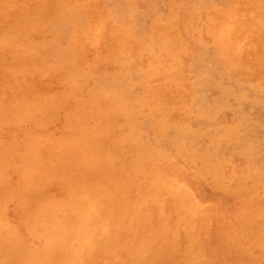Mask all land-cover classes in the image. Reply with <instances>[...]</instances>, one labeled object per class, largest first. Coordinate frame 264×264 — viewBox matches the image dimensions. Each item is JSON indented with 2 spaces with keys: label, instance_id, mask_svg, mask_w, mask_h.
<instances>
[{
  "label": "rangeland",
  "instance_id": "obj_1",
  "mask_svg": "<svg viewBox=\"0 0 264 264\" xmlns=\"http://www.w3.org/2000/svg\"><path fill=\"white\" fill-rule=\"evenodd\" d=\"M53 1L54 0H51V2L50 0H0V31L4 33L2 34L0 32V44L2 43L1 45L3 47L6 44L4 48L0 46V97L2 96L0 100L3 101L2 104H0V146L4 148L6 147L5 149H1L0 147V182H3L2 184L0 183V253H2V256H0V264H4V261L5 264H62L64 262L66 264H106L109 260L110 261L107 264H127L129 261L130 262L128 264H179V262L180 264H263L264 90L262 91V89L264 88V15L262 14H264V0H251L248 2L247 0H101L102 2L100 0H96L98 4L95 0V3H93V0ZM63 1L65 4H57V2L63 3ZM242 1L244 2L241 3ZM20 3H22L23 6ZM46 3L48 4L46 5ZM68 4H71V6H68ZM48 5L50 6L48 7ZM56 5H58V10ZM250 5H255L256 7L254 6L251 8ZM59 6H61V11L63 10V13L65 12L66 17L62 12H60L62 16L58 12L60 9ZM97 6H100V8H97ZM56 10L59 13V16L58 13L54 12ZM10 13L12 16H10ZM7 17L8 19H6ZM49 17H52V20ZM59 17L62 18L60 19ZM1 21L6 24H3V22L1 23ZM25 21L27 23H24ZM46 21L48 22L46 23ZM15 23L17 24L15 25ZM23 23L25 28L22 25ZM34 23H37L36 25L40 24L39 28L38 26H34ZM63 23H65V25ZM84 25L86 27H84ZM80 26H83L86 30H84L83 27L79 28ZM64 27H67V29ZM14 28L15 30H13ZM125 28L126 31H124ZM207 28L212 30L209 31ZM29 29L30 33L35 32L36 36L34 33H26ZM38 29L39 31H37ZM120 29L123 31L120 32ZM53 31L55 33L52 35L51 33ZM76 32L79 33L78 35L80 36L77 37L80 39L76 37ZM128 32L131 33L129 34ZM83 33H86L87 36ZM70 34L71 37H69ZM153 34H155L157 39L153 36ZM21 35L24 38H22ZM42 35L47 36L44 37L45 42ZM167 35L172 37L169 38ZM174 35L175 37H173ZM13 37H17L16 39L18 40L16 41L15 39L14 41ZM185 37H187L188 40ZM27 38L28 41L26 40ZM31 38H34L35 42L34 39L32 40ZM37 38H39V40ZM48 38L49 40L46 42ZM73 38L75 42H72L74 41ZM82 38L85 39L83 40ZM78 39L82 41H79L80 43H78ZM92 39L95 41L92 42ZM20 40L23 41L21 42ZM143 41H145V43ZM19 42L21 44H18ZM26 42H28L29 45H27ZM40 42L41 45L45 43L49 44H45V47L40 44H38L40 45L38 46L37 43ZM85 42H87V44ZM55 43H57V45H55ZM84 43L88 47H86ZM139 43L143 46H139ZM180 43L184 44L180 45ZM25 44L28 47H26ZM81 44L82 47L83 45L85 46L83 47L84 50L80 47ZM159 46H161L162 49ZM54 47L55 49L53 50L52 48ZM58 47H60V52L57 50ZM72 47H75V49ZM43 48L46 51H43ZM202 48L204 49V52ZM177 49H179V51ZM183 49L184 53L182 54ZM38 50L43 51L44 54ZM52 50L56 52V55L54 52H51ZM73 50H76L75 53ZM77 51L79 53H77ZM83 51L87 52H84V56L82 55ZM201 52H203V54H201ZM22 53L24 55L21 56ZM48 54L51 55L50 58L47 57L49 56ZM61 55L62 57H60ZM86 55L89 56L87 57ZM41 56H43V58ZM77 56L79 59L76 58ZM205 56L208 58L207 60ZM74 58L76 59L74 60ZM84 60H87V62ZM223 60L226 61L223 62ZM231 60L233 62H230ZM123 61L127 62V64L123 63ZM24 62L27 63L25 64ZM55 62L56 65L58 63L61 65L58 64L56 66L54 64ZM81 62L84 63L81 64ZM106 62L109 63V65H107ZM105 63L108 68L104 67L106 66ZM232 63L234 66L231 65ZM24 64L29 65L24 66ZM99 64H101L102 67ZM31 65L33 66L31 67ZM34 66L36 68H34ZM63 66L65 67L63 68ZM131 66L134 67L131 68ZM18 68L19 72H17ZM21 68L23 69V73H21ZM65 68L67 70H65ZM34 69L37 72H35ZM77 69L80 70L77 71ZM8 70H13L12 74L15 75V73H19V75L16 74L17 76L15 77L10 74L11 72L8 73ZM64 70L67 72L66 74ZM131 70L134 71L132 72ZM178 70L180 71L178 72ZM102 72L105 74L103 75ZM230 72H235L236 74H234L236 76ZM30 73L31 75H29ZM242 73L244 75H242ZM4 74L7 77H5ZM172 75H174V77H172ZM26 76L29 79H27ZM24 77L28 80L27 82ZM39 77L42 78L40 79ZM9 78L12 82H10ZM20 78L24 80H21L20 82ZM73 78L75 79L73 80ZM36 80L39 82L36 83ZM166 80H169L170 83ZM261 83L263 84L262 86ZM32 84H35L33 86L34 88L32 87ZM237 84L240 86H236ZM36 85L40 86L37 87ZM152 85L154 86L153 89L151 87ZM155 85L157 86L155 87ZM174 85L175 88H173ZM4 88L6 89L4 90ZM168 88L170 92L168 91ZM236 88H238V91ZM253 88L254 90H252ZM12 89L15 92H12ZM39 89L42 91L40 92ZM5 91L7 93L10 92L11 94L8 93L7 95ZM24 91L26 93H24ZM4 93H6V96ZM20 93L21 95L24 93V96L22 97ZM28 93L30 95H26ZM78 93H80L81 96H79ZM100 93L101 95H99ZM159 93L163 94L162 96L164 100L163 98H160L162 96H160L161 94ZM12 94H14L15 98ZM172 94H174L173 97ZM74 95L76 97H74ZM168 95L172 99H170ZM7 96H10V101L14 102H9V99H6ZM90 96L92 100H90ZM95 96L98 98L95 99ZM108 96H110L109 99ZM176 97H178L177 100L175 99ZM168 100L171 102H168ZM15 101L17 102L16 105ZM188 101H190V103H188ZM5 102H7V104ZM101 103L103 104L101 105ZM119 103L120 105H118ZM169 103L173 104L169 105ZM179 103L180 105H178ZM175 104L178 106H175ZM182 104H186L187 106H183ZM189 104L190 107L188 108ZM9 105H11V107ZM74 105L77 106L75 107ZM165 105L167 106L165 107ZM107 106L112 107L109 108ZM163 107L164 109H168L164 110L162 109ZM19 109L21 110L19 111ZM171 109L173 110L171 111ZM176 109H181L182 112L184 110L183 114L181 111L179 112ZM102 113H104L103 117ZM167 114H169L168 119ZM180 116H182L183 119ZM86 118L90 119L88 120ZM173 119L174 121H172ZM176 120L177 122H175ZM112 121L115 122V125ZM149 121L151 122L149 123ZM176 124H181L183 126L179 127ZM89 125L92 128L89 129ZM112 125L114 127H112ZM164 126H166L167 129H164ZM171 127L173 130H170ZM77 128H80L79 131ZM113 128L115 129L113 130ZM102 129H104L103 132H101ZM113 133L114 136H112ZM75 134L78 136L73 137ZM118 135L120 137L122 135V139ZM130 135L132 136L130 137ZM129 139H131V141ZM138 140H140V142H138ZM38 142L41 144H38ZM8 145L9 147H7ZM27 145L29 148L25 149L28 147ZM138 145L140 146L139 148L137 147ZM127 148L130 150H127ZM135 148H137L138 151ZM36 151L38 153H35ZM127 151L131 153V157ZM134 152L137 156H135ZM31 153L36 157L34 158ZM37 157H39V159H37ZM146 157H148V159ZM161 157H163V159ZM17 158H19L21 162L18 161L19 159ZM140 158L145 159L141 160ZM123 159H127L130 164L126 163ZM157 159L159 160V163ZM144 160L146 161L144 162ZM163 160H166L167 162ZM169 160L172 161L169 162ZM22 161H25L24 165H22ZM131 161L136 165H131ZM155 161H157L158 165L152 164ZM138 163L139 167L137 168ZM173 164L176 167H173ZM38 165L39 167H37ZM162 165L165 167L168 165V168H163ZM47 166H49V168H47ZM187 166H189V168ZM19 167L21 168L19 169ZM16 168L19 172H17L18 170ZM149 171L155 173V175L148 173ZM165 171H169V175H167ZM173 173H175V175ZM234 173L236 174L235 176L233 175ZM150 174L151 176H148ZM158 174L160 176H158ZM35 176L40 177L38 179V177L36 178ZM150 177H152V180ZM163 177L164 179H162ZM51 178L53 181H50ZM159 178L160 182L158 180ZM11 181H14V183ZM38 181L42 183L39 185ZM18 182L21 183L19 184ZM137 182L139 183L137 184ZM147 182L150 183L148 184ZM4 183H6L7 186L11 183L9 186L11 188L7 187ZM30 183L33 184L31 185ZM49 183L50 185H48ZM16 184V188L13 187ZM26 185L29 186V188H32L28 191ZM47 185L52 187H47ZM56 185L57 187H54ZM163 185H165V187ZM42 187L44 188L43 191L40 190ZM5 188H7V190L9 189V192ZM165 188H168L169 190H166ZM15 190L17 191L15 192ZM157 190L159 191L157 192ZM22 191L24 192L23 195L20 194ZM165 191H167V194L163 193L165 194L164 196L161 193ZM54 192L56 195H54ZM56 192H60L59 195ZM45 193L48 195L47 198ZM50 193H52V195ZM154 193H156L157 196ZM174 193H176V196H173L175 195ZM9 194H14L15 196H12L14 198H12ZM143 194H145V196L140 197ZM177 194L179 198H177ZM43 196H45L44 200L42 199ZM54 196H56V200L54 199ZM2 197L6 200L4 198L2 199ZM9 198H12V201ZM32 198H34V200ZM243 198L244 200H242ZM142 199H144L145 203L140 204L143 202ZM249 199L251 201H248ZM41 200L43 201L41 202ZM145 200H149V204L146 203L147 201ZM157 200L158 202H156ZM160 201L163 202L161 203ZM159 202L162 204L163 208L161 206L158 207L160 205ZM168 202L171 205L169 207L167 206ZM1 203L5 204L4 207ZM174 203H177L178 205H174ZM15 204L16 207L14 206ZM29 204L33 206H30ZM138 204L139 206H137ZM154 205L156 207H153ZM25 206H27V208H25ZM130 206H132V208ZM42 207L43 209H40ZM120 207L124 210V216L122 214V208ZM54 208H56V210ZM154 208H156V210ZM169 208H171V210L175 208L177 209L176 212H173L170 211ZM182 208L185 209L182 210ZM2 209H4L3 213L1 211ZM63 209L64 212H62ZM188 209L191 213H186ZM48 210H50V212ZM152 210H154V213ZM258 210H260L261 213L258 212ZM65 211H68L67 215L69 214V217H67ZM125 211L127 213H125ZM11 212L12 214L15 212V215H12ZM129 212H132L133 214H130ZM19 213H21L22 216H20ZM57 213L60 216H57ZM64 213L65 215H63ZM258 213L262 216L258 215ZM116 214L119 215L118 218V215ZM23 215H25V217ZM40 215H43L42 219L39 218L41 217ZM180 215H182V218ZM169 216L172 217L169 218ZM176 216L178 219L175 218ZM19 217L27 219L19 220L21 219ZM74 217H76V220ZM166 217L168 220H164ZM179 217L181 219L184 217V219L180 220ZM35 218L37 219L35 220ZM28 219L30 221L27 222ZM120 219L121 221L119 222ZM137 219L139 220L137 221ZM33 220H35V222ZM18 221L21 223H19L20 226L18 225ZM24 221L26 222L24 223ZM157 221H161L163 223H158ZM177 221L179 224H177ZM187 222L190 223V225H187ZM157 223L159 226H157ZM116 224H119L120 226ZM163 224L164 226H162ZM155 225L156 227H154ZM165 225L166 227L173 226L169 228L171 231L168 228H165ZM176 225L178 226L177 228H175ZM18 226L20 228L25 226V230L24 228L20 229ZM35 226H37V228H35ZM183 226L185 229L187 228V230L183 229ZM29 227H31L32 230L28 232L27 230L31 229ZM63 227H65L66 231ZM127 227L128 230H126ZM85 228L86 230H84ZM32 231L35 233L33 236L31 233ZM138 232L141 234H138ZM146 232L147 236H140L142 234L146 235ZM184 232L187 234H184ZM28 233H30V235H28ZM132 233L133 237L131 236ZM163 234L167 236L164 237ZM68 235H70V237H68ZM24 236L27 237L24 238ZM67 237L70 241H68ZM71 237L72 239H70ZM140 237H144L146 240L143 241L144 239L142 238L143 240H141ZM162 237H164V239ZM4 238L9 239L4 240ZM158 239L160 243L158 242ZM185 239H187L188 242H192L189 244L195 248L192 249ZM195 239H197V241ZM205 239L207 240L205 241ZM32 240L33 242H31ZM248 240H250V242H248ZM39 241L40 243H38ZM25 242H27V244ZM137 242H139V245ZM178 242H180V244ZM12 243H14L15 246ZM201 243H207L209 245ZM258 243L260 247L258 246ZM18 244L19 247H16ZM20 244H24L23 247ZM66 244L68 247H66ZM156 244L158 245L156 246ZM177 244H179V246ZM182 244L184 245L182 246ZM75 245L78 248H76ZM162 245L163 247H166V250L162 247ZM252 245H255L256 248ZM59 246L61 247L59 248ZM216 246H218L219 249H216ZM62 247L66 248L62 249ZM187 247L191 249L189 250ZM17 248H20L19 250H24H21L23 252V256L22 252L14 251L17 250ZM58 248L59 250H62H58L59 252H57ZM181 248H184L182 256ZM185 248L187 249L185 250ZM197 248H199L197 251L199 253L196 252ZM10 250L13 251V254ZM36 250L39 252H36ZM188 250L190 251L189 253ZM217 251H219V253ZM18 252L21 254V257ZM56 252L58 255L55 254ZM202 252H204V255ZM9 254H12V256ZM248 254H250V257ZM205 255L208 256L207 259ZM10 256L12 260L10 259ZM148 256H153L154 258ZM16 257L19 258L20 261L16 260ZM145 257L147 259H145ZM191 257L193 258L191 259ZM179 258H181V261ZM198 258L201 259L199 260ZM251 258H254V261ZM132 259L134 260L132 261ZM158 259H161L159 263ZM208 259L209 263H206ZM7 260L8 262H6ZM191 260L192 262H188ZM55 261L56 263H54Z\"/></svg>",
  "mask_w": 264,
  "mask_h": 264
},
{
  "label": "bare ground",
  "instance_id": "obj_2",
  "mask_svg": "<svg viewBox=\"0 0 264 264\" xmlns=\"http://www.w3.org/2000/svg\"><path fill=\"white\" fill-rule=\"evenodd\" d=\"M38 1H39V0H38ZM41 1H42V0H41ZM54 1H55V0H54ZM54 1H53V2H54ZM58 1H59V0H58ZM73 1H74V0H73ZM80 1H81V0H80ZM93 1H94V0H93ZM95 1H96V0H95ZM95 1H94L93 3H95ZM100 1H101V0H100ZM194 1H195V0H194ZM248 1H251V0H247V2H248ZM253 1H254V0H253ZM5 2H6V1H5ZM45 2H46V1H45ZM50 2H51V0H50ZM53 2H52V3H53ZM60 2H62V1H60ZM60 2H57V4H58V5H60V4H62V5L65 4L64 1H63V3H60ZM68 2H69V1H68ZM96 2H97V1H96ZM101 2H102V1H101ZM243 2H244V1H242L241 3H243ZM2 3H3V1H2ZM6 3H7V2H6ZM22 3H23V2H22ZM22 3H20V4H22ZM78 3H79V2H78ZM78 3H77V4H78ZM25 4H26V3H25ZM47 4H48V3H46V5H47ZM97 4H98V2H97ZM235 4H236V1H235ZM251 4H252V3H251ZM255 4H256V3H255ZM8 5H9V4H8ZM10 5H11V4H10ZM34 5H35V4H34ZM36 5H37V4H36ZM50 5H52V4H50ZM50 5H48V7H49ZM54 5H55V4H54ZM58 5H56L57 10H58V7H57ZM66 5H67V4H66ZM66 5H65V6H66ZM75 5H76V4H75ZM248 5H249V4H248ZM2 6H3V5H2ZM5 6H6V5H5ZM12 6H13V5H12ZM14 6H15V5H14ZM20 6H21V5H20ZM22 6H23V4H22ZM39 6H40V5H39ZM68 6H71V4H68ZM68 6H67V7H68ZM76 6H77V5H76ZM100 6H101V5H100ZM100 6H99V7L97 6V8H100ZM254 6H255V5H253V6L250 5L251 8L254 7ZM26 7H27V6H26ZM26 7H25V8H26ZM41 7H42V4H41ZM48 7H47V8H48ZM80 7H81V6H80ZM90 7H91V6H90ZM250 7H249V9H250ZM255 7H256V6H255ZM257 7H259V6H257ZM9 8H10V7H9ZM9 8H8V9H9ZM16 8H17V7H16ZM51 8H52V7H51ZM59 8H60V9H59L58 12H59V13H60V12L63 13V10L61 11V6H59ZM101 8H102V6H101ZM214 8H215V7H214ZM10 9H12V8H10ZM28 9H29V8H28ZM52 9H53V8H52ZM78 9H81V8H78ZM141 9H142V8H141ZM216 9H217V8H216ZM258 9H259V8H258ZM260 9H261V7H260ZM260 9H259V10H260ZM57 10L54 11V12L58 13ZM220 10H221V9H220ZM250 10H251V9H250ZM2 11H3V10H2ZM6 11H7V10H6ZM42 11H43V10H42ZM80 11H81V10H80ZM100 11H101V9H100ZM217 11H218V10H217ZM248 11H249V10H248ZM4 12H5V11H4ZM4 12H3V13H4ZM10 12H11V11H10ZM22 12H23V11H22ZM54 12H53V13H54ZM66 12H67V11H66ZM102 12H103V11H102ZM107 12H108V11H107ZM120 12H121V11H120ZM214 12H215V11H214ZM231 12H232V11H231ZM263 12H264V10H263ZM11 13H12V12H11ZM11 13H10V16H12ZM59 13H58V16H59ZM100 13H101V12H100ZM260 13H261V11H260ZM0 14H1V13H0ZM33 14H36V13H33ZM233 14H234V13H233ZM261 14H262V13H261ZM54 15H56V14H54ZM54 15H53V16H54ZM60 15H61V13H60ZM63 15L66 17L65 12L63 13ZM98 15H99V14H98ZM262 15H264V14H262ZM8 16H9V15H8ZM61 16H62V15H61ZM71 16H72V14H71ZM105 16H106V15H105ZM0 17H1V16H0ZM20 17H21V16H20ZM31 17H32V15H31ZM33 17H34V16H33ZM109 17H111V16H109ZM47 18H48V17H47ZM47 18H46V19H47ZM49 18H51V20H52V17H49ZM54 18H55V17H54ZM59 18H60V17H59ZM61 18H62V17H61ZM61 18H60V19H61ZM70 18H71V17H70ZM99 18H100V17H99ZM111 18H112V17H111ZM111 18H110V19H111ZM1 19H3V18H1ZM6 19H8V17H7ZM67 19H68V18H67ZM211 19H212V18H211ZM56 20H58V19H56ZM71 20H72V19H71ZM71 20H70V21H71ZM3 21H4V20H3ZM3 21H1V23H2ZM29 21H31V20H29ZM29 21H28V23H29ZM40 21H42V20H40ZM40 21H38V22H40ZM112 21H113V20H112ZM209 21H210V20H209ZM7 22H8V21H7ZM16 22H17V21H16ZM35 22H36V21H35ZM47 22H48V21H46V23H47ZM66 22H67V21H66ZM113 22H114V21H113ZM17 23H19V22H17ZM17 23H15V25H16ZM24 23H27V22L25 21ZM24 23L22 24L23 26H24ZM46 23H44V24H46ZM73 23H74V22H73ZM73 23H72V24H73ZM182 23H183V22H182ZM3 24H6V23L3 22ZM30 24H32V23H30ZM30 24H28V25H30ZM36 24H37V23H36ZM36 24L34 23L33 25H34V26H38V28H39V25H40V24H38V25H36ZM61 24H62V23H61ZM63 24L65 25V23H63ZM174 24H175V23H174ZM186 24H187V23H186ZM211 24H212V23H211ZM18 25H19V24H18ZM162 25H164V24H162ZM165 25H166V24H165ZM7 26H8V25H7ZM31 26H32V25H31ZM54 26H55V25H54ZM59 26H61V25H59ZM115 26H117V25H115ZM183 26H184V24H183ZM26 27H27V26H26ZM49 27H50V26H49ZM57 27H58V26H57ZM67 27H68V26H67ZM67 27H64V28L67 29ZM81 27H83V26H80L79 28H81ZM84 27H86V26L84 25ZM84 27H83V28H84ZM92 27H93V26H92ZM117 27H120V26H117ZM209 27H210V26H209ZM212 27H213V25H212ZM19 28H20V27H19ZM24 28H25V26H24ZM36 28H37V27H36ZM79 28H78V29H79ZM83 28H82V30H83ZM159 28H160V27H159ZM5 29H6V28H5ZM22 29H23V27H22ZM31 29H32V28H31ZM33 29H34V27H33ZM52 29H53V28H52ZM58 29H59V28H58ZM107 29H108V28H107ZM121 29H122V28H121ZM121 29L119 30L120 32L123 31V30L121 31ZM160 29H161V28H160ZM160 29H159V30H160ZM207 29L209 30V28H207ZM13 30H15V28H14ZM64 30H65V29H64ZM76 30H77V29H76ZM84 30H86V28H84ZM189 30H190V29H189ZM211 30H212V29H211ZM211 30H209V31H211ZM19 31H20V30H19ZM34 31H35V30H34ZM37 31H39V29H38ZM43 31H44V30H43ZM87 31H88V29H87ZM107 31H108V30H107ZM124 31H126V28H125ZM128 31H129V30H128ZM155 31H156V30H155ZM164 31H165V30H164ZM171 31H172V30H171ZM0 32H1V31H0ZM7 32H8V31H7ZM10 32H11V31H10ZM15 32H16V31H15ZM17 32H18V31H17ZM27 32L30 33V29H29V31H26V33H27ZM57 32H58V30H57ZM57 32H56V33H57ZM74 32H75V31H74ZM169 32H170V31H169ZM173 32H174V31H173ZM1 33H2V32H1ZM32 33H34V35H35V32H32ZM32 33H30V34H32ZM53 33H55V32L53 31L51 34L53 35ZM76 33H77V32H76ZM115 33H116V32H115ZM128 33H129V32H128ZM130 33H131V32H130ZM130 33H129V34H130ZM2 34H4V33H2ZM10 34H11V33H10ZM46 34H47V33H46ZM78 34H79V33L76 34V37H77V36H80V35H78ZM83 34H84V33H83ZM121 34H122V33H121ZM125 34H127V33H125ZM174 34H175V33H174ZM185 34H186V33H185ZM212 34H213V33H212ZM217 34H218V33H217ZM22 35H23V34H22ZM22 35H21V36H22ZM28 35H29V34H28ZM37 35H38V34H37ZM47 35H48V34H47ZM73 35H74V34H73ZM84 35H86V33H85ZM117 35H118V34H117ZM123 35H124V34H123ZM158 35H159V34H158ZM8 36H9V35H8ZM30 36H31V35H30ZM35 36H36V35H35ZM49 36H50V35H49ZM81 36H82V35H81ZM86 36H87V35H86ZM91 36H92V34H91ZM129 36H130V35H129ZM153 36L157 39V37L155 36V34H153ZM162 36H163V35H162ZM167 36H168V35H167ZM167 36H166V37H167ZM184 36H185V35H184ZM213 36H214V35H213ZM0 37H1V36H0ZM3 37H4V35H3ZM10 37H11V36H10ZM39 37H41V36H39ZM42 37H43V40H44V42H45L44 37H47V36L42 35ZM42 37H41V38H42ZM69 37H71V34H70ZM69 37H68V38H69ZM83 37H85V36H83ZM88 37H89V35H88ZM106 37H107V36H106ZM119 37H120V36H119ZM132 37H133V36H132ZM154 37H153V38H154ZM160 37H161V36H160ZM168 37H169V36H168ZM171 37H172V36H171ZM171 37H169V38H171ZM173 37H175V35H174ZM195 37H196V36H195ZM4 38H5V37H4ZM13 38H14V37H13ZM16 38H17V37L14 38V41H15ZM18 38H20V37H18ZM22 38H24V37L22 36ZM35 38H36V37H35ZM77 38H79V37H77ZM85 38H86V37H85ZM85 38H84V39H85ZM133 38H134V37H133ZM161 38H162V37H161ZM180 38H181V37H180ZM185 38L187 39V37H185ZM7 39H9V38H7ZM20 39H21V38H20ZM31 39L33 40L34 38H31ZM37 39L39 40V38H37ZM75 39H76V38H75ZM79 39H80V38H79ZM79 39L77 40L78 43H80L79 41H82V40H79ZM82 39H83V38H82ZM84 39H83V40H84ZM86 39H87V38H86ZM136 39H139V38H136ZM146 39H147V38H146ZM164 39H165V38H164ZM175 39H176V38H175ZM196 39H197V38H196ZM200 39H201V38H200ZM11 40H12V39H11ZM17 40H18V39H16V41H17ZM23 40H25V39H23ZM23 40H22V41H23ZM26 40L28 41V38H27ZM32 40H31V42H32ZM40 40H41V39H40ZM48 40H49V38L47 39L46 42H48ZM73 40H74V38H73ZM92 40H93V41H92ZM92 40H91L92 42L95 41L94 39H92ZM140 40H141V39H140ZM143 40H144V39H143ZM166 40H167V39H166ZM169 40H170V39H169ZM169 40H168V41H169ZM182 40H183V39H182ZM187 40H188V39H187ZM201 40H202V39H201ZM201 40H199V41H201ZM210 40H211V38H210ZM216 40H217V39H216ZM20 41H21V40H20ZM22 41H21V42H22ZM56 41H57V39H56ZM59 41H60V40H59ZM61 41H62V40H61ZM145 41H146V40H145ZM145 41H143V42L145 43ZM153 41H154V40H153ZM172 41H173V40H172ZM214 41H215V40H214ZM7 42H8V41H7ZM24 42H25V41H24ZM34 42H35V39H34ZM44 42H43V43H44ZM50 42H51V40H50ZM54 42H55V41H54ZM72 42H75V40L72 41ZM72 42H71V43H72ZM92 42H91V43H92ZM136 42H137V41H136ZM141 42H142V40H141ZM146 42H147V41H146ZM148 42H149V40H148ZM154 42H155V41H154ZM158 42H160V41H158ZM169 42H171V41H169ZM205 42H206V41H205ZM220 42H222V41H220ZM220 42H219V43H220ZM26 43H27V45H29L28 42H26ZM52 43H53V42H52ZM81 43H82V42H81ZM85 43L87 44V42H85ZM85 43H84V45H85ZM137 43H138V42H137ZM149 43H150V42H149ZM160 43H161V42H160ZM164 43H165V42H164ZM164 43H163V45H164ZM166 43H167V42H166ZM173 43H174V42H173ZM178 43H179V42H178ZM222 43H223V42H222ZM226 43H227V42H226ZM226 43H225V44H226ZM1 44H2V43H1ZM1 44H0V46H2ZM7 44H9V43H7ZM18 44H21V43L19 42ZM18 44H15V45H18ZM35 44H36V43H35ZM38 44L41 45V42H40V43H37V45H38ZM45 44H46V43H45ZM45 44H42L41 46L44 45V47H45ZM48 44H49V43H47L46 45H48ZM75 44H76V43H75ZM150 44H151V43H150ZM175 44H177V43H175ZM181 44H184V43H180V45H181ZM216 44H217V42H216ZM25 45H26V44H25ZM27 45H26V47H28ZM40 45H38V46H40ZM50 45H51V44H50ZM55 45H57V43H55ZM55 45H54V46H55ZM59 45H60V43H59ZM59 45H58V46H59ZM77 45H78V44H77ZM84 45H83V47L86 46V45H85V46H84ZM110 45H111V44H110ZM137 45H138V44H137ZM152 45H153V44H152ZM170 45H171V44H170ZM208 45H209V43H208ZM5 46H6V44L4 45V47H5ZM68 46H69V45H68ZM139 46H141L140 43H139ZM142 46H143V45H142ZM142 46H141V47H142ZM175 46H176V45H175ZM2 47H3V46H2ZM4 47H3V48H4ZM46 47H47V46H46ZM51 47H52V46H51ZM56 47H57V46H56ZM76 47H77V46H76ZM80 47H82V44H81ZM83 47H82V48H83ZM86 47H88V46H86ZM107 47H108V46H107ZM107 47H106V48H107ZM111 47H112V46H111ZM136 47H137V46H136ZM159 47H161V46H159ZM179 47H180V46H179ZM211 47H212V46H211ZM223 47H224V46H223ZM3 48H2V49H3ZM39 48H40V47H39ZM41 48H42V47H41ZM62 48H63V46H62ZM67 48H68V47H67ZM72 48L75 49V47H72ZM82 48H81V49H82ZM89 48H91V47H89ZM205 48H206V47H205ZM0 49H1V48H0ZM37 49H38V48H37ZM43 49H44V48H43ZM43 49H42V50H43ZM52 49L54 50L55 47L52 48ZM59 49H60V47L57 48L58 52H60ZM78 49H79V46H78ZM81 49H80V50H81ZM86 49H88V48H86ZM91 49H92V48H91ZM91 49H90V52H91ZM135 49H136V48H135ZM161 49H162V47H161ZM179 49H180V48H179ZM179 49H177V50L179 51ZM186 49H187V46H186ZM202 49H203V48H202ZM221 49H222V48H221ZM3 50H4V49H3ZM3 50H2V52H3ZM53 50L51 51L52 53L54 52ZM67 50H68V49H67ZM83 50H84V48H83ZM172 50H173V49H172ZM188 50H190V49H188ZM195 50H196V49H195ZM199 50H201V49H199ZM205 50H206V49H205ZM213 50H214V49H213ZM38 51H40L41 53L44 54L43 51H46V50L44 49L43 51H41V50H38ZM61 51H62V50H61ZM73 51H74V50H73ZM73 51H72V52H73ZM75 51H76V50H75ZM75 51H74V53H75ZM78 51H79V50H78ZM78 51H77V53H79ZM135 51H136V50H135ZM141 51H142V50H141ZM145 51H146V50H145ZM181 51H182V50H181ZM207 51H208V50H207ZM207 51H205V52H207ZM58 52H57V55H58ZM66 52H68V51H66ZM66 52H65V53H66ZM70 52H71V50H70ZM84 52H86V51H83V54H82L83 56H84V54H85ZM87 52H88V50H87ZM87 52H86V53H87ZM111 52H112V51H111ZM168 52H169V51H168ZM187 52H188V51H187ZM203 52H204V49H203ZM203 52H201V54H203ZM225 52H226V51H225ZM229 52H231V51H229ZM25 53H27V52H25ZM28 53H30V52H28ZM48 53H49V51H48ZM52 53H51V55H52ZM61 53H62V52H61ZM63 53H64V52H63ZM178 53H179V52H178ZM183 53H184V49H183V51H182V54H183ZM188 53H189V52H188ZM188 53H187V54H188ZM54 54L56 55V52H54ZM71 54H72V53H71ZM165 54H166V53H165ZM194 54H195V52H194ZM227 54H228V53H227ZM22 55H24V54L22 53L21 56H22ZM40 55H41V54H40ZM48 55H49V54H48ZM51 55H49V56H47V57L50 58ZM59 55H60V53H59ZM76 55H77V54H76ZM78 55H79V54H78ZM89 55H90V54H89ZM89 55H88V56H89ZM94 55H95V54H94ZM120 55H121V54H120ZM141 55H142V53H141ZM143 55H144V54H143ZM161 55H163V54H161ZM185 55H186V54H185ZM36 56H38V55H36ZM80 56H81V55H80ZM86 56H87V55H86ZM86 56H85V57H86ZM88 56H87V57H88ZM135 56H136V54H135ZM166 56H167V55H166ZM192 56H193V55H192ZM199 56H200V55H199ZM199 56H198V57H199ZM211 56H212V55H211ZM227 56H228V55H227ZM231 56H233V55H231ZM17 57H20V56H17ZM41 57L43 58V56H41ZM41 57H40V59H41ZM53 57H54V56H53ZM56 57H57V56H56ZM58 57H59V56H58ZM60 57H62V55H61ZM74 57H75V56H74ZM81 57H82V56H81ZM131 57H132V56H131ZM142 57H143V56H142ZM179 57H180V56H179ZM201 57H202V56H201ZM203 57H204V56H203ZM205 57H206V56H205ZM233 57H234V56H233ZM30 58H31V57H30ZM33 58H34V57H33ZM76 58H78V56H77ZM76 58H74V60H75ZM120 58H121V57H120ZM140 58H141V56H140ZM147 58H148V57H147ZM58 59H59V58H58ZM78 59H79V58H78ZM88 59H89V58H88ZM118 59H119V58H118ZM143 59H144V58H143ZM148 59H149V58H148ZM207 59H208V58L206 57V60H207ZM30 60H31V59H30ZM30 60H29V61H30ZM42 60H43V59H42ZM45 60H46V58H45ZM45 60H44V61H45ZM48 60H49V59H48ZM74 60H73V61H74ZM93 60H94V59H93ZM154 60H155V59H154ZM232 60H233V59H232ZM232 60H231L230 62H233ZM40 61H41V60H40ZM56 61H57V60H56ZM61 61H62V60H61ZM61 61H60V62H61ZM77 61H78V60H77ZM84 61L87 62V60H84ZM182 61H183V60H182ZM224 61H226V60H223V62H224ZM238 61H239V60H238ZM41 62H43V61H41ZM51 62H52V61H51ZM53 62H54V60H53ZM108 62H110V61H108ZM117 62H118V60H117ZM144 62H145V60H144ZM164 62H165V61H164ZM180 62H181V61H180ZM208 62H209V61H208ZM208 62H207V63H208ZM235 62H236V61H235ZM24 63L26 64L27 62H24ZM32 63H33V62H32ZM46 63H47V62H46ZM46 63H45V64H46ZM69 63H70V62H69ZM83 63H84V62H83ZM83 63L81 62V64H83ZM95 63H96V62H95ZM98 63H99V62H98ZM98 63H97V64H98ZM106 63H107V62H106ZM106 63H105V65H106ZM118 63H119V62H118ZM120 63H122V62H120ZM123 63L127 64V62H124V61H123ZM158 63H159V62H158ZM165 63H166V62H165ZM186 63H187V62H186ZM237 63H238V62H237ZM25 64H24V66H28V65L31 64V63H29V64H27V65H25ZM38 64H39V63H38ZM45 64H44V65H45ZM54 64L56 65V62H55ZM58 64H59V63H58ZM58 64H57V65H58ZM81 64H80V65H81ZM125 64H124V65H125ZM130 64H131V63H130ZM133 64H134V63H133ZM176 64H177V62H176ZM229 64H230V63H229ZM239 64H240V63H239ZM44 65H43V66H44ZM48 65H49V64H48ZM57 65H56V66H57ZM59 65H61V64H59ZM62 65H63V64H62ZM70 65H71V64H70ZM78 65H79V64H78ZM85 65H86V64H85ZM90 65H91V64H90ZM90 65H89V66H90ZM99 65L101 66V64H99ZM102 65H103V63H102ZM107 65H109V63H107ZM107 65L104 66V67H107ZM114 65H115V64H114ZM114 65H113V66H114ZM124 65H123V66H124ZM144 65H145V63H144ZM154 65H155V64H154ZM167 65H168V64H167ZM167 65H166V66H167ZM231 65H233V63H232ZM235 65H236V63H235ZM263 65H264V64H263ZM13 66H14V65H13ZM16 66H18V65H16ZM32 66H33V65H31V67H32ZM46 66H47V64H46ZM140 66H141V65H140ZM172 66H173V65H172ZM233 66H234V65H233ZM233 66H232V67H233ZM238 66H239V65H238ZM258 66H259V65H258ZM258 66H257V67H258ZM47 67H48V66H47ZM64 67H65V66H63V68H64ZM80 67H82V66H80ZM80 67H79V68H80ZM87 67H88V66H87ZM87 67H86V68H87ZM96 67H97V65H96ZM101 67H102V66H101ZM109 67H110V66H109ZM114 67H116V66H114ZM118 67H119V66H118ZM118 67H117V68H118ZM128 67H129V66H128ZM128 67H127V68H128ZM132 67H134V66H131V68H132ZM10 68H11V67H10ZM34 68H36V67L34 66ZM88 68H89V67H88ZM90 68H91V67H90ZM107 68H108V67H107ZM122 68H123V67H122ZM143 68H144V67H143ZM157 68H158V67H157ZM203 68H204V67H203ZM241 68H242V66H241ZM15 69H16V67H15ZM15 69H14V70H15ZM27 69H28V68H27ZM31 69H32V68H31ZM37 69H38V68H37ZM47 69H48V68H47ZM91 69H92V68H91ZM93 69H94V68H93ZM96 69H97V68H96ZM104 69H106V68H104ZM104 69H102V70H104ZM139 69H140V68H139ZM180 69H181V68H180ZM234 69H235V67H234ZM4 70H5V69H4ZM21 70H22L21 73H23V69H22V68H21ZM21 70H20V71H21ZM44 70H45V69H44ZM44 70H43V71H44ZM62 70H63V69H62ZM65 70H67V69L65 68ZM65 70H64V71H65ZM79 70H80V69H79ZM79 70L77 69V71H79ZM81 70H82V68H81ZM87 70H88V69H87ZM94 70H95V69H94ZM116 70H117V69H116ZM116 70H115V71H116ZM188 70H189V69H188ZM192 70H193V69H192ZM230 70H231V69H230ZM230 70H228V71H230ZM5 71H6V70H5ZM8 71H9V70H8ZM8 71H7V72H8ZM12 71H13V70L9 71L8 73L11 72L10 74H12V73H13ZM30 71H31V70H30ZM34 71H35V69H34ZM48 71H49V70H48ZM68 71H69V69H68ZM77 71H76V72H77ZM92 71H93V70H92ZM115 71H113V72H115ZM129 71H130V70H129ZM131 71L133 72L134 70H131ZM179 71H180V70H178V72H179ZM181 71H182V70H181ZM231 71H232V70H231ZM17 72H19V68H18V71H17ZM24 72H25V71H24ZM35 72H37V71H35ZM69 72H70V71H69ZM74 72H75V71H74ZM110 72H112V71H110ZM159 72H160V70H159ZM202 72H203V71H202ZM3 73H4V72H3ZM66 73H67V72L65 71V74H66ZM174 73H175V72H174ZM174 73H173V74H174ZM230 73H232V72H230ZM234 73H235V72H234ZM234 73H232V74H234ZM16 74L19 75V73H15V75H14V74H12V75H14V76L16 77V76H17ZM26 74H28V73H26ZM34 74H35V73H34ZM102 74H103V72H102ZM102 74H101V75H102ZM104 74H105V73H104ZM104 74H103V75H104ZM115 74H116V73H115ZM177 74H178V73H177ZM235 74H236V73H235ZM235 74H234V75H235ZM29 75H31V73H30ZM35 75H36V74H35ZM71 75H72V74H71ZM75 75H76V74H75ZM166 75H168V74H166ZM166 75H165V76H166ZM190 75H191V74H190ZM242 75H244V74L242 73ZM4 76H5V74H4ZM27 76H28V75H27ZM27 76H26V77H27ZM76 76H78V75H76ZM86 76H87V73H86ZM105 76H106V75H105ZM119 76H120V75H119ZM127 76H128V75H127ZM134 76H135V75H134ZM157 76H158V75H157ZM162 76H164V75H162ZM178 76H179V75H178ZM180 76H181V75H180ZM235 76H236V75H235ZM235 76H234V77H235ZM238 76H240V75H238ZM1 77H2V76H1ZM5 77H7V76H5ZM9 77H10V76H9ZM11 77H13V76H11ZM15 77H13V78H15ZM18 77H19V76H18ZM42 77H43V76H42ZM42 77H39V78L41 79ZM71 77H72V76H71ZM108 77H109V76H108ZM166 77H167V76H166ZM172 77H174V75H172ZM211 77H212V76H211ZM21 78H22V77H21ZM21 78H20V82H21V80H24V79H21ZM24 78H25V77H24ZM34 78H35V77H34ZM75 78H76V77H75ZM75 78H73V80H74ZM176 78H177V77H176ZM241 78H243V77H241ZM9 79H10V78H9ZM9 79H8V81H9ZM27 79H29V78L27 77ZM27 79L25 78L26 82L28 81ZM36 79H37V78H36ZM48 79H49V78H48ZM71 79H72V78H71ZM233 79H234V78H233ZM236 79H237V78H236ZM238 79H239V77H238ZM18 80H19V79H18ZM30 80H31V79H30ZM30 80H29V81H30ZM44 80H46V79H44ZM67 80H69V79L67 78ZM98 80H99V79H98ZM163 80H164V79H163ZM186 80H188V79H186ZM241 80H242V79H241ZM243 80H245V79L243 78ZM255 80H256V79H255ZM260 80H261V79H260ZM262 80H263V79H262ZM0 81H1V80H0ZM8 81H6V82H8ZM32 81H35V80H32ZM36 81H37L36 83L39 82L38 80H36ZM87 81H88V80H87ZM87 81H86V82H87ZM99 81H100V80H99ZM158 81H159V80H158ZM166 81L169 82V80H166ZM182 81H183V80H182ZM223 81H224V80H223ZM10 82H12L11 79H10ZM41 82H42V80H41ZM69 82H70V80H69ZM148 82H149V81H148ZM176 82H178V81H176ZM198 82H199V81H198ZM257 82H258V81H257ZM259 82H260V81H259ZM13 83H14V82H13ZM28 83H29V82H28ZM71 83H72V82H71ZM98 83H99V82H98ZM155 83H156V81H155ZM169 83H170V82H169ZM169 83H168V84H169ZM172 83H173V82H172ZM209 83H210V82H209ZM229 83H230V82H229ZM24 84H25V83H24ZM29 84H30V83H29ZM41 84H42V83H41ZM73 84H74V83H73ZM157 84H158V83H157ZM159 84H160V83H159ZM173 84H174V83H173ZM230 84H231V83H230ZM251 84H253V83H251ZM34 85H35V84H34ZM34 85L32 84V87H33ZM69 85H70V84H69ZM161 85H162V84H161ZM164 85H165V84H164ZM189 85H191V84H189ZM262 85H263V84L261 83V86H262ZM7 86H8V85H7ZM29 86H30V85H29ZM36 86H37V85H36ZM39 86H40V85H38L37 87H39ZM77 86H78V85H77ZM93 86H94V85H93ZM95 86H96V85H95ZM156 86H157V85H155V87H156ZM159 86H160V85H159ZM167 86H168V85H167ZM233 86H235V85H233ZM236 86H240V85L237 84ZM14 87H15V84H14ZM43 87H44V86H43ZM43 87H41V88H43ZM53 87H54V86H53ZM146 87H147V86H146ZM151 87H152V89H153L154 86L152 85ZM189 87H190V86H189ZM7 88H8V87H7ZM22 88H23V87H22ZM33 88H34V87H33ZM41 88H40V89H41ZM173 88H175V85L173 86ZM181 88H183V87H181ZM210 88H211V87H210ZM5 89H6V88H4V90H5ZM8 89H9V88H8ZM16 89H18V88H16ZM27 89H28V88H27ZM40 89H39V90H40ZM86 89H87V88H86ZM88 89H89V86H88ZM144 89H145V88H144ZM152 89H150V90H152ZM160 89H161V88H160ZM160 89H158V90H160ZM166 89H167V88H166ZM190 89H191V88H190ZM236 89H237V91H238V88H236ZM9 90H10V89H9ZM20 90H21V89H20ZM35 90H37V89H35ZM39 90H38V91H39ZM91 90H92V89H91ZM97 90H98V89H97ZM97 90H96V91H97ZM150 90H149V91H150ZM156 90H157V89H156ZM156 90H155V91H156ZM240 90H241V89H240ZM252 90H254V88H253ZM263 90H264V88L262 89V91H263ZM6 91H7V90H6ZM6 91H5V92H6ZM41 91H42V90H40V92H41ZM45 91H46V90H45ZM164 91H166V90H164ZM164 91H163V92H164ZM168 91H169V88H168ZM186 91H188V90H186ZM255 91H256V90H255ZM12 92H15V91L12 89ZM88 92H89V91H88ZM94 92H95V91H94ZM100 92H101V91H100ZM107 92H108V91H107ZM151 92H152V91H151ZM169 92H170V91H169ZM169 92H168V93H169ZM183 92H184V91H183ZM6 93H7V92H6ZM6 93H4L5 96H6ZM8 93L11 94L10 92H8ZM8 93H7V95H8ZM24 93H26V92L24 91ZM24 93H23L22 95H21V93H20V95L23 97V96H24ZM45 93H46V92H45ZM85 93H86V92H85ZM144 93H145V92H144ZM156 93H158V92H156ZM165 93H166V92H165ZM165 93H164V94H165ZM14 94H15V93H14ZM14 94H12V96L15 98ZM147 94H148V93H147ZM147 94H146V95H147ZM159 94H161V93H159ZM181 94H182V93H181ZM257 94H259V93H257ZM26 95H30V94L28 93V94H26ZM34 95H35V93H34ZM78 95L81 96L80 93H78ZM90 95H91V94H90ZM99 95H101V93H100ZM99 95H98V96H99ZM103 95H104V94H103ZM143 95H144V94H143ZM162 95H163V94H161L160 96H162ZM173 95H174V94H172V97H173ZM191 95H192V94H191ZM35 96H36V95H35ZM65 96H66V95H65ZM96 96H97V95H96ZM96 96L94 97L95 99L98 98V97H96ZM153 96H154V95H153ZM261 96H263V95H261ZM1 97H2V96H1ZM1 97H0V98H1ZM3 97H4V96H3ZM7 97H8V98H7ZM7 97H6V99H9L10 96H7ZM22 97H21V98H22ZM74 97H76V96L74 95ZM99 97H100V96H99ZM109 97H110V96H108V99H109ZM168 97H169V95H168ZM179 97H180V96H179ZM24 98H25V97H24ZM24 98H23V99H24ZM86 98H87V97H86ZM92 98H93V96H92ZM160 98L162 99L163 96L160 97ZM169 98H170V97H169ZM177 98H178V97H176L175 99L177 100ZM16 99H17V98H16ZM102 99H103V97H102ZM157 99H158V97H157ZM157 99H156V100H157ZM170 99H172V98H170ZM180 99H181V98H180ZM90 100H92V99H91V96H90ZM93 100H94V99H93ZM136 100H137V99H136ZM136 100H135V101H136ZM163 100H164V98H163ZM0 101H1V100H0ZM6 101H7V100H6ZM16 101H17V100H16ZM16 101H15V105H16V103H17ZM94 101H95V100H94ZM154 101H155V100H154ZM165 101H166V100H165ZM169 101H170V100H168V102H169ZM190 101H191V100H190ZM190 101H188V103H190ZM2 102H3V101H1L0 104H2ZM9 102H11L10 99H9ZM12 102H14V101H12ZM12 102H11V103H12ZM152 102H153V101H152ZM170 102H171V101H170ZM5 103L7 104V102H5ZM18 103H19V101H18ZM83 103H84V102H83ZM87 103H88V102H87ZM103 103H104V102H103ZM103 103H101V105H102ZM175 103H176V102H175ZM180 103H181V102H180ZM180 103H179L178 105H180ZM193 103H194V102H193ZM104 104H105V103H104ZM116 104H117V103H116ZM165 104H166V103H165ZM171 104H173V103H169V105H171ZM110 105H111V104H110ZM118 105H120V103H119ZM156 105H157V104H156ZM158 105H160V104H158ZM163 105H164V104H163ZM163 105H162V106H163ZM167 105H168V103H167ZM167 105H165V107H166ZM178 105L175 104V106H178ZM182 105L185 106L186 104H185V105L182 104ZM9 106L11 107V105H9ZM20 106H21V105H20ZM23 106H24V104H23ZM66 106H67V105H66ZM74 106L76 107L77 105H74ZM82 106H83V105H82ZM103 106H104V105H103ZM103 106H102V107H103ZM112 106H113V105H112ZM112 106H111V107H112ZM186 106H187V105H186ZM5 107H6V105H5ZM18 107H19V105H18ZM80 107H81V106H80ZM96 107H98V106H96ZM105 107H106V106H105ZM107 107H109V106H107ZM111 107H109V108H111ZM168 107H170V106H168ZM189 107H190V104H189L188 108H189ZM0 108H1V107H0ZM2 108H3V107H2ZM98 108H99V107H98ZM116 108H117V107H116ZM188 108H187V109H188ZM8 109H9V108H8ZM162 109H164V107H163ZM166 109H168V108H165L164 110H166ZM193 109H194V108H193ZM20 110H21V109H19V111H20ZM82 110H83V109H82ZM172 110H173V109H171V111H172ZM176 110H177V109H176ZM189 110H190V109H189ZM10 111H11V110H10ZM29 111H30V110H29ZM95 111H96V110H95ZM104 111H105V110H104ZM153 111H154V110H153ZM169 111H170V110H169ZM177 111L180 112L181 109H179V110H177ZM22 112H23V111H22ZM76 112H77V111H76ZM80 112H81V111H80ZM97 112H98V111H97ZM111 112H112V111H111ZM113 112H114V111H113ZM117 112H118V110H117ZM156 112H157V111H156ZM181 112H182V111H181ZM183 112H184V110H183ZM183 112H182V114H183ZM9 113H10V112H9ZM14 113H15V110H14ZM61 113H62V112H61ZM81 113H82V112H81ZM83 113H84V112H83ZM86 113H87V112H86ZM100 113H101V112H100ZM100 113H99V114H100ZM106 113H107V111H106ZM108 113H110V112H108ZM120 113H121V112H120ZM166 113H167V112H166ZM169 113H170V112H169ZM95 114H96V113H95ZM103 114H104V113H102V117H103ZM112 114H113V113H112ZM131 114H132V113H131ZM155 114H156V113H155ZM161 114H162V113H161ZM161 114H159V115H161ZM262 114H263V113H262ZM0 115H1V114H0ZM68 115H69V114H68ZM85 115H87V114H85ZM91 115H92V114H91ZM100 115H101V114H100ZM107 115H108V114H107ZM117 115H118V113H117ZM168 115H169V114H167V119L169 118ZM88 116H89V115H88ZM109 116H110V114H109ZM161 116H162V115H161ZM185 116H186V115H185ZM0 117H1V116H0ZM37 117H38V116H37ZM118 117H119V116H118ZM121 117H122V116H121ZM126 117H127V116H126ZM126 117H125V118H126ZM164 117H165V116H164ZM180 117L182 118V116H180ZM20 118H21V117H20ZM20 118H19V119H20ZM91 118H92V117H91ZM104 118H107V117H104ZM108 118H109V117H108ZM122 118H123V117H122ZM125 118H124V119H125ZM0 119H1V118H0ZM21 119H22V118H21ZM68 119H69V118H68ZM86 119H88V118H86ZM89 119H90V118H89ZM89 119H88V120H89ZM95 119H96V117H95ZM126 119H127V118H126ZM167 119H166V120H167ZM179 119H180V118H179ZM182 119H183V118H182ZM61 120H62V119H61ZM116 120H117V119H116ZM154 120H155V119H154ZM162 120H163V119H162ZM166 120H165V121H166ZM180 120H181V119H180ZM3 121H4V120H3ZM84 121H85V120H84ZM94 121H95V120H94ZM94 121H93V122H94ZM165 121H164V122H165ZM167 121H168V120H167ZM172 121H174V119H173ZM187 121H188V120H187ZM71 122H72V121H71ZM85 122H86V121H85ZM88 122H89V121H88ZM96 122H97V121H96ZM99 122H100V121H99ZM109 122H110V121H109ZM125 122H126V121H125ZM150 122H151V121H149V123H150ZM175 122H177V120H176ZM181 122H183V121H181ZM185 122H186V121H185ZM76 123H77V122H76ZM76 123H75V124H76ZM86 123H87V122H86ZM89 123H91V122H89ZM112 123H114V125H115V122H114V121H112ZM149 123H147V124H149ZM156 123H157V122H156ZM167 123H168V122H167ZM173 123H174V122H173ZM173 123H172V124H173ZM178 123H180V122H178ZM92 124H93V123H92ZM98 124H99V123H98ZM101 124H103V123H101ZM109 124H110V123H109ZM118 124H120V123H118ZM122 124H124V123H122ZM131 124H132V123H131ZM137 124H138V123H137ZM157 124H158V123H157ZM164 124H165V123H164ZM170 124H171V123H170ZM170 124H169V125H170ZM103 125H104V124H103ZM106 125H107V124H106ZM124 125H125V124H124ZM128 125H129V124H128ZM133 125H134V124H133ZM149 125H150V124H149ZM155 125H156V124H155ZM169 125H168V126H169ZM176 125L179 126V127L183 126V125H181V124H179V125L176 124ZM108 126H109V125H108ZM110 126H111V124H110ZM120 126H121V125H120ZM120 126H118V127H120ZM125 126H126V125H125ZM130 126H131V125H130ZM136 126H137V125H136ZM166 126H167V125H166ZM166 126H164V129H165V128L167 129ZM177 126H176V127H177ZM187 126H188V125H187ZM189 126H190V125H189ZM66 127H67V126H66ZM88 127H89V129L92 128L90 125H89ZM98 127H99V126H98ZM112 127H114V126L112 125ZM161 127H162V125H161ZM174 127H175V124H174ZM100 128H101V127H100ZM115 128L118 129L117 127H115ZM115 128H113V130H114ZM132 128H133V127H132ZM150 128H151V126H150ZM72 129H74V128H72ZM72 129H71V130H72ZM77 129H78V131H79L80 128H77ZM95 129H96V127H95ZM123 129H124V128H123ZM171 129L173 130L172 127L170 128V130H171ZM175 129H176V128H175ZM61 130H62V129H61ZM74 130H75V129H74ZM74 130H73V131H74ZM111 130H112V128H111ZM177 130H178V128H177ZM82 131H83V130H82ZM96 131H97V130H96ZM96 131H95V132H96ZM100 131H101V130H100ZM103 131H104V129H102L101 132H103ZM115 131H116V130H115ZM133 131H134V129H133ZM80 132H81V131H80ZM85 132H86V131H85ZM16 133H17V132H16ZM91 133H92V132H91ZM93 133H94V132H93ZM104 133H105V132H104ZM126 133H127V132H126ZM82 134H83V133H82ZM89 134H90V133H89ZM108 134H110V133H108ZM181 134H182V133H181ZM85 135H86V134H85ZM103 135H104V134H103ZM119 135H120V133H119ZM119 135H118V136H119ZM128 135H129V134H128ZM74 136H78V135L75 134V135H73V137H74ZM95 136H97V135H95ZM112 136H114V133H113ZM131 136H132V135H130V137H131ZM92 137H93V135H92ZM105 137H106V136H105ZM119 137H120V136H119ZM119 137H118V138H119ZM121 137H122V135H121ZM121 137H120V138H121ZM10 138H11V137H10ZM10 138H8V139H10ZM69 138H70V137H69ZM205 138H206V137H205ZM16 139H17V138H16ZM121 139H122V138H121ZM125 139H126V138H125ZM163 139H164V138H163ZM163 139H162V140H163ZM80 140H81V139H80ZM129 140L131 141V139H129ZM68 141H69V140H68ZM87 141H88V140H87ZM157 141H158V140H157ZM159 141H160V140H159ZM166 141H167V140H166ZM32 142H33V141H32ZM32 142H31V143H32ZM42 142H43V141H42ZM100 142H101V141H100ZM128 142H129V141H128ZM138 142H140V140H138ZM39 143H40V142H38V144H39ZM134 143H135V142H134ZM134 143H133V144H134ZM159 143H161V142H159ZM40 144H41V143H40ZM83 144H84V143H83ZM1 145H2V144H1ZM4 145H5V143H4ZM4 145H3V146H4ZM158 145H159V144H158ZM21 146H22V145H21ZM27 146H28V145H27ZM129 146H130V145H129ZM132 146H133V145H132ZM132 146H131V147H132ZM0 147H1V149H2V148H3V149L6 148V147L4 148V147H2V146H0ZM7 147H9V145H8ZM126 147H127V146H126ZM135 147H136V146H135ZM137 147L139 148L140 146L138 145ZM28 148H29V146H28L27 148H25V149H28ZM30 148H31V147H30ZM129 148H130V147H129ZM129 148H127V150H128ZM22 149H23V148H22ZM22 149H21V150H22ZM135 149H137V148H135ZM23 150H24V149H23ZM30 150H31V149H30ZM33 150H34V149H33ZM129 150H130V149H129ZM34 151H35V150H34ZM81 151H82V150H81ZM134 151H135V150H134ZM137 151H138V149H137ZM137 151H136V152H137ZM29 152H30V151H29ZM19 153H20V151H19ZM27 153H28V152H27ZM35 153H38V152L36 151ZM68 153H69V152H68ZM127 153H128L129 156H130L131 153H129L128 151H127ZM134 153H135V152H134ZM137 153H139V152H137ZM31 154H32V153H31ZM31 154H30V155H31ZM90 154H91V153H90ZM156 154H157V153H156ZM28 155H29V154H28ZM32 155H33V154H32ZM36 155H38V154H36ZM141 155H142V152H141ZM33 156H34V158L36 157L35 155H33ZM135 156H137L136 153H135ZM138 156H139V155H138ZM16 157H17V156H16ZM16 157H15V158H16ZM27 157H29V156H27ZM62 157H63V155H62ZM74 157H75V155H74ZM123 157H124V156H123ZM130 157H131V156H130ZM142 157H143V156H142ZM144 157H145V156H144ZM149 157H150V156H149ZM128 158H129V157H128ZM138 158H139V157H138ZM138 158H137V160H138ZM146 158L148 159V157H146ZM155 158H156V157H155ZM157 158H158V156H157ZM161 158L163 159V157H161ZM17 159H19V158H17ZM17 159H16V160H17ZM22 159H24V158H22ZM37 159H39V157H37ZM37 159H36V160H37ZM140 159H141V158H140ZM142 159H145V158H142ZM142 159H141V160H142ZM153 159H154V158H153ZM185 159H186V158H185ZM14 160H15V159H14ZM28 160H29V159H28ZM123 160H124V159H123ZM137 160H135V161L138 162ZM155 160H156V159H155ZM157 160H158V159H157ZM166 160L168 161L167 158H166ZM166 160H163V161H166ZM12 161H13V160H12ZM18 161L21 162L20 159H19ZM34 161H35V160H34ZM124 161H126V163H129V162L127 161V159L124 160ZM129 161H130V160H129ZM145 161H146V160H144V162H145ZM167 161H166V162H167ZM170 161H172V160H169V162H170ZM22 162H23V161H22ZM30 162H31V160H30ZM160 162H161V161H160ZM189 162H191V161H189ZM24 163H25V161L23 162V164H22V163H21V164L24 165ZM92 163H93V162H92ZM131 163H132V161H131ZM146 163H147V162H146ZM158 163H159V160H158ZM174 163H175V162H174ZM180 163H181V162H180ZM183 163H185V162H183ZM186 163H188V162H186ZM13 164H14V163H13ZM129 164H130V163H129ZM133 164H134V162H133L131 165H133ZM152 164H153V165H154V164L158 165V164H157V161L153 162ZM176 164H177V163H176ZM189 164H190V163H189ZM14 165H15V164H14ZM22 165H21V166H22ZM29 165H30V164H29ZM40 165H41V163H40ZM68 165H69V164H68ZM119 165H120V164H119ZM127 165H128V164H127ZM134 165H136V164H134ZM164 165H165V164H164ZM164 165H162L163 168H166V167L168 166V165H167V166L165 167ZM171 165H172V164H171ZM173 165H174V164H173ZM186 165H187V164H186ZM18 166H19V165H18ZM37 167H39V165H38ZM37 167H36V171H37ZM132 167H135V166H132ZM138 167H139V163H138V165H137V168H138ZM145 167H146V165H145ZM154 167H155V166H154ZM154 167H153V168H154ZM160 167H161V165H160ZM173 167H176V166L174 165ZM173 167H172V168H173ZM180 167H182V166H180ZM180 167H179V168H180ZM184 167H185V166H184ZM187 167L189 168V166H187ZM20 168H21V167H19V169H20ZM34 168H35V166H34ZM41 168H42V167H41ZM47 168H49V166H47ZM137 168H136V169H137ZM141 168H142V167H141ZM147 168H148V167H147ZM156 168H157V167H156ZM156 168H155V169H156ZM158 168H159V167H158ZM167 168H168V167H167ZM179 168H178V169H179ZM185 168H186V167H185ZM16 169H17V168H16ZM29 169H30V167H29ZM160 169H161V168H160ZM169 169H170V168H169ZM173 169H174V168H173ZM181 169H182V168H181ZM186 169H187V168H186ZM190 169H191V168H190ZM0 170H1V169H0ZM12 170H13V169H12ZM17 170H18V169H17ZM17 170H16V171H17ZM81 170H82V169H81ZM137 170H138V169H137ZM139 170H140V169H139ZM148 170H149V169H148ZM165 170H166V169H165ZM191 170H192V169H191ZM191 170H189V171H191ZM27 171H28V170H27ZM39 171H40V169H39ZM45 171H46V170H45ZM135 171H136V170H135ZM143 171H144V170H143ZM150 171H151V170H150ZM150 171H149L148 173H151L152 175H153V174L155 175V173H152V172H150ZM240 171H242V170H240ZM17 172H19V170H18ZM32 172H33V171H32ZM63 172H64V171H63ZM165 172H166V171H165ZM165 172H164V173H165ZM168 172H169V171L166 172L167 175H169ZM173 172H174V171H173ZM184 172L186 173L185 170H184ZM10 173H11V172H10ZM148 173H147V174H148ZM30 174H31V170H30ZM32 174H33V173H32ZM139 174H140V173H139ZM147 174H146V175H147ZM151 174L148 175V176H151ZM162 174H163V173H162ZM173 174L175 175V173H173ZM41 175H42V174H41ZM41 175H40V176H41ZM171 175H172V174H171ZM171 175H170V176H171ZM233 175L235 176L236 174L234 173ZM29 176H30V175H29ZM40 176H39V177H40ZM158 176H160V175L158 174ZM162 176H165V175H162ZM3 177H4V176H3ZM27 177H28V176H27ZM35 177H36V176H35ZM37 177H38V176H37ZM37 177H36V178H37ZM39 177H38V179H39ZM88 177H89V176H88ZM15 178H16V177H15ZM31 178H34V177H31ZM36 178H35V179H36ZM145 178H147V177H145ZM150 178H151V180H152V177H150ZM150 178H148V179H150ZM8 179H9V178H8ZM8 179H6V180H8ZM27 179H28V178H27ZM148 179H147V180H148ZM156 179H157V178H156ZM156 179H155V180H156ZM162 179H164V177H163ZM166 179H167V178H166ZM235 179H236V178H235ZM3 180H4V179H3ZM3 180H1V181H3ZM30 180H31V179H30ZM32 180H33V179H32ZM143 180H145V179H143ZM158 180H159V182H160V178H159ZM8 181H9V180H8ZM33 181H34V180H33ZM42 181H43V180H42ZM47 181H48V180H47ZM47 181H46V182H47ZM50 181H53L52 178H51ZM85 181H87V180H85ZM140 181H141V180H140ZM148 181H149V180H148ZM11 182L14 183V181H11ZM36 182H37V181H36ZM36 182H34V183H36ZM38 182H39V181H38ZM43 182H44V181H43ZM46 182H45V183H46ZM229 182H231V181H229ZM0 183H1V182H0ZM2 183H3V182H2ZM2 183H1V184H2ZM6 183H7V182H6ZM6 183H4V184L6 185ZM18 183H19V182H18ZM20 183H21V182H20ZM20 183H19V184H20ZM41 183H42V182H41ZM41 183L39 182V185H40ZM138 183H139V182H137V184H138ZM147 183H148V182H147ZM149 183H150V182H149ZM149 183H148V184H149ZM168 183H169V182H168ZM233 183H234V182H233ZM1 184H0V185H1ZM30 184L32 185L33 183H30ZM52 184H53V182H52ZM54 184H55V183H54ZM144 184H145V183H144ZM148 184H147V185H148ZM160 184H161V183H160ZM10 185H11V183H10ZM10 185H9V186H10ZM35 185H36V184H35ZM37 185H38V184H37ZM48 185H50V183H49ZM48 185H47V187H50V186H48ZM57 185H58V184H57ZM57 185L54 186V187H57ZM139 185H141V184H139ZM2 186H4V185H2ZM2 186H1V187H2ZM6 186H7V185H6ZM9 186H7V187H9ZM16 186H17V184H16L15 186H13V187L16 188ZM26 186H27V185H26ZM161 186H162V185H161ZM163 186L165 187V185H163ZM13 187H12V188H13ZM47 187H46V188H47ZM51 187H52V186H51ZM51 187H50V188H51ZM146 187H147V186H146ZM155 187H156V186H155ZM9 188H11V187H9ZM25 188H26V187H25ZM27 188H28V191H29L30 188H32V187L29 188V186H27ZM33 188H34V187H33ZM46 188H45V190H46ZM2 189H3V188H2ZM5 189L7 190V188H5ZM43 189H44V188L42 187V189H40V190L43 191ZM48 189H49V188H48ZM59 189H60V188H59ZM138 189H139V188H138ZM138 189H137V191H138ZM141 189H142V187H141ZM146 189H150V188H146ZM162 189H163V188H162ZM165 189H166V188H165ZM167 189H168V188H167ZM167 189H166V190H167ZM170 189H172V188H170ZM6 190H5V191H6ZM8 190H9V189H8ZM8 190H7V191H8ZM12 190H13V189H12ZM12 190H11V191H12ZM40 190H38V191H40ZM49 190H50V189H49ZM49 190H48V191H49ZM51 190H52V189H51ZM143 190H144V189H143ZM143 190H142V191H143ZM168 190H169V189H168ZM172 190H173V189H172ZM3 191H4V190H3ZM16 191H17V190H15V192H16ZM25 191H27V190H25ZM34 191H35V190H34ZM46 191H47V190H46ZM46 191H45V192H46ZM53 191H55V190H53ZM72 191H73V190H72ZM142 191H141V192H142ZM144 191H145V190H144ZM147 191H148V190H147ZM149 191H150V190H149ZM158 191H159V190H157V192H158ZM163 191H164V190H163ZM8 192H9V191H8ZM35 192H36V191H35ZM50 192H51V191H50ZM141 192H139V193H141ZM145 192H146V191H145ZM145 192H144V193H145ZM166 192H167V191L162 192L161 194L166 193ZM173 192H174V191H173ZM10 193H11V192H10ZM23 193H24L23 191L20 192L21 195H23ZM47 193H48V192H47ZM47 193H45V194H46V198L48 197ZM56 193H57V192H56ZM59 193H60V192H59ZM59 193H57V194L59 195ZM168 193H170V192H168ZM176 193H177V192H176ZM176 193H174L175 195H173V194H172V195H173V196H176ZM5 194H6V193H5ZM36 194H37V193H36ZM43 194H44V192H43ZM50 194L52 195V193H50ZM137 194H138V193H137ZM141 194H142V193H141ZM145 194H146V193H145ZM145 194H143V195L140 196V197L145 196ZM154 194L156 195V193H154ZM157 194H158V193H157ZM166 194H167V193H166ZM178 194H179V193H178ZM178 194H177V198H179V197H178ZM7 195H8V194H7ZM9 195H11V197H12L14 194H9ZM15 195H16V193H15ZM15 195H14V196H15ZM51 195H50V196H51ZM54 195H56L55 192H54ZM138 195H139V194H138ZM155 195H154V196H155ZM163 195L165 196V194H163ZM67 196H70V195H67ZM67 196H66V197H67ZM121 196H122V195H121ZM156 196H157V195H156ZM156 196H155V197H156ZM169 196H170V195H169ZM169 196H168V197H169ZM4 197H5V195H4ZM4 197H2V199H3ZM8 197H9V196H8ZM8 197H7V198H8ZM18 197H19V196H18ZM55 197H56V196H54V199H55ZM61 197H62V196H61ZM61 197H60V198H61ZM72 197H73V196H72ZM136 197H137V195H136ZM160 197H161V196H160ZM168 197H167V198H168ZM12 198H14V197H12ZM12 198H11V199L9 198V199L12 201ZM15 198H16V197H15ZM148 198H149V197H148ZM157 198H158V197H157ZM162 198H163V197H162ZM171 198H172V197H171ZM4 199H5V198H4ZM30 199H31V197H30ZM32 199L34 200V198H32ZM42 199L44 200V199H45V196H43ZM51 199H52V198H51ZM51 199H50V200H51ZM58 199H59V197H58ZM246 199H247V198H246ZM5 200H6V199H5ZM7 200H8V199H7ZM14 200H15V199H14ZM43 200H41V202H42ZM48 200H49V198H48ZM55 200H56V199H55ZM59 200H60V199H59ZM59 200H58V201H59ZM150 200H151V199H150ZM154 200H156V199H154ZM172 200H173V199H172ZM175 200H176V198H175ZM175 200H173V201H175ZM242 200H244V198H243ZM1 201H3V200H1ZM11 201H10V202H11ZM37 201H38V200H37ZM37 201H36V202H37ZM52 201H53V199H52ZM62 201H63V199H62ZM139 201H140V200H139ZM142 201H143V202H142ZM142 201H141L142 203H140V204L145 203V202H144V199H142ZM145 201H147V200H145ZM168 201L171 202L170 200H168ZM177 201H178V200H177ZM238 201H239V200H238ZM248 201H251V200L249 199ZM48 202H49V201H48ZM59 202H60V201H59ZM73 202H74V200H73ZM149 202H150V201L148 200L146 203L149 204ZM156 202H158V200H157ZM156 202H155V203H156ZM160 202H161V201H160ZM160 202H159V204H160ZM162 202H163V201H162ZM162 202H161V203H162ZM169 202H168V205H167L168 207L171 206V205L169 204ZM180 202H181V201H180ZM182 202H183V200H182ZM246 202H247V201H246ZM7 203H8V202H7ZM12 203H13V202H12ZM26 203H27V202H26ZM51 203H52V202H51ZM70 203H71V202H70ZM137 203H139V202H137ZM155 203H154V204H155ZM178 203H179V201H178ZM44 204H47V203H44ZM63 204H65V203H63ZM68 204H69V203H68ZM133 204H134V202H133ZM150 204H151V203H150ZM171 204H172V203H171ZM175 204L178 205L177 203H174V205H175ZM182 204H183V203H182ZM248 204H249V203H248ZM259 204H260V203H259ZM1 205H3V207H4L5 204H4V203H1ZM26 205H28V204H26ZM29 205H30V204H29ZM40 205H41V203H40ZM42 205H43V204H42ZM51 205H52V204H51ZM72 205H73V204H72ZM180 205H181V204H180ZM250 205H251V204H250ZM14 206L16 207V204H15ZM14 206H13V209H14ZM17 206H18V205H17ZM20 206H21V205H20ZM30 206H33V205H30ZM137 206H139V204H138ZM160 206L163 208L162 204H160L158 207H160ZM172 206H173V205H172ZM183 206H184V204H183ZM183 206H182V207H183ZM251 206H252V205H251ZM9 207H10V206H9ZM35 207H36V206H35ZM40 207H41V206H40ZM44 207H45V206H44ZM62 207H65V206H62ZM71 207H72V206H71ZM130 207L132 208V206H130ZM153 207H156V206L154 205ZM175 207H176V206H175ZM184 207H185V206H184ZM252 207H253V206H252ZM263 207H264V206H263ZM10 208H11V207H10ZM25 208H27V206H25ZM28 208H31V207H28ZM58 208H59V207H58ZM67 208H70V207H67ZM120 208H122V207H120ZM128 208H129V207H128ZM131 208H130V209H131ZM143 208H144V207H143ZM145 208H146V207H145ZM151 208H152V207H151ZM151 208H150V209H151ZM187 208H188V207H187ZM242 208H243V207H242ZM40 209H43V207L40 208ZM44 209H46V208H44ZM54 209L56 210V208H54ZM72 209H73V208H72ZM126 209H127V208H126ZM130 209H129V210H130ZM154 209L156 210V208H154ZM169 209H170V211L176 212V209H177V208L172 209V210H171V208H169ZM178 209H179V208H178ZM184 209H185V208H184ZM184 209L182 208V210H184ZM16 210H17V209H16ZM16 210H13V211H16ZM18 210H19V208H18ZM30 210H31V209H30ZM65 210H67V209H65ZM120 210H121V209H120ZM163 210H164V209H163ZM1 211H2V213H3L4 209H2ZM24 211H25V210H24ZM48 211L50 212V210H48ZM52 211H54V210H52ZM61 211H62V210H61ZM69 211H70V209H69ZM116 211H117V210H116ZM123 211H124V210H123V208H122V212H123ZM134 211H135V210H134ZM150 211H151V210H150ZM152 211H153V213H154V210H152ZM158 211H159V209H158ZM165 211H166V210H165ZM178 211H179V210H178ZM178 211H177V212H178ZM180 211H181V210H180ZM217 211H218V210H217ZM239 211H240V210H239ZM262 211H263V210H262ZM62 212H64V209H63ZM65 212H66V211H65ZM67 212H68V211H67ZM67 212H66V215H67ZM70 212H71V211H70ZM74 212H76V211H74ZM120 212H121V211H120ZM141 212H142V211H141ZM155 212H156V211H155ZM181 212H182V211H181ZM181 212H180V213H181ZM184 212H185V211H184ZM187 212L191 213V212L189 211V209H188V211H186V213H187ZM258 212H260V210H258ZM8 213H9V212H8ZM28 213H29V212H28ZM116 213H117V212H116ZM125 213H127V212L125 211ZM129 213H130V212H129ZM131 213H132V212H131ZM131 213H130V214H131ZM142 213H144V212H142ZM182 213H183V212H182ZM186 213H184V214H186ZM233 213H234V212H233ZM233 213H232V214H233ZM253 213H254V212H253ZM260 213H261V212H260ZM260 213H258V215H261ZM11 214H12V212H11ZM19 214H20V216H22L21 213H19ZM19 214H18V215H19ZM40 214H41V213H40ZM48 214H49V213H48ZM72 214H73V213H72ZM122 214H123V216H124V212H123ZM132 214H133V213H132ZM140 214H141V213H140ZM148 214H149V213H148ZM263 214H264V213H263ZM12 215H15V212H14ZM16 215H17V214H16ZM63 215H65V213H64ZM116 215H118V214H116ZM136 215H137V214H136ZM151 215H152V213H151ZM155 215H156V214H155ZM155 215H154V216H155ZM234 215H235V214H234ZM23 216L25 217V215H23ZM26 216H27V214H26ZM31 216H32V215H31ZM40 216H41V215H40ZM42 216H43V215H42ZM42 216L39 217V218L42 219ZM46 216H47V213H46ZM48 216H49V215H48ZM57 216H60V215H58V213H57ZM57 216H56V217H57ZM69 216H70V215L68 214L67 217H69ZM74 216H75V215H74ZM148 216H149V215H148ZM174 216H175V214H174ZM177 216H178V215H177ZM177 216H176L175 218H177ZM180 216H181V218H182V215H180ZM221 216H222V215H221ZM261 216H262V215H261ZM263 216H264V215H263ZM17 217H18V216H17ZM17 217H16V218H17ZM33 217H35V216H33ZM56 217H55V218H56ZM118 217H119V215L117 216V218H118ZM129 217H130V216H129ZM136 217H137V216H136ZM138 217H139V216H138ZM143 217H144V216H143ZM170 217H172V216H169V218H170ZM184 217H185V216H184ZM184 217H183V219H184ZM189 217H190V216H189ZM189 217H188V218H189ZM229 217H230V216H229ZM234 217H236V216H234ZM14 218H15V217H14ZM19 218H21V219H19V220H22V219H23V220H26V219H27V218L24 219V218H22V217H19ZM50 218H51V217H50ZM113 218H114V217H113ZM120 218H121V217H120ZM127 218H128V217H127ZM175 218H173V219H175ZM179 218H180V217H179ZM181 218H180V220H183V219H181ZM36 219H37V218H35V220H36ZM57 219H58V218H57ZM69 219H70V218H69ZM74 219L76 220V217H74ZM133 219H134V218H133ZM145 219H146V217H145ZM145 219H144V220H145ZM165 219H167V217L164 218V220H165ZM171 219H172V218H171ZM171 219H170V220H171ZM177 219H178V218H177ZM198 219H200V218H198ZM236 219H238V218H236ZM9 220H10V219H9ZM11 220H13V219H11ZM35 220H33V221L35 222ZM59 220H60V219H59ZM79 220H80V219H79ZM124 220H125V219H124ZM138 220H139V219H137V221H138ZM148 220H149V219H148ZM151 220H152V219H151ZM153 220H154V219H153ZM160 220H161V219H160ZM164 220H163V222H164ZM167 220H168V219H167ZM200 220H201V219H200ZM227 220H228V219H227ZM231 220H232V219H231ZM234 220H235V219H234ZM28 221H30V220L28 219L27 222H28ZM77 221H78V220H77ZM115 221H116V219H115ZM120 221H121V219L119 220V222H120ZM128 221H129V220H128ZM130 221H131V220H130ZM155 221H156V220H155ZM155 221H154V222H155ZM172 221H173V220H172ZM187 221H188V220H187ZM25 222H26V221H24V223H25ZM111 222H113V221H111ZM126 222H127V221H126ZM126 222H125V223H126ZM139 222H140V221H139ZM151 222H152V221H151ZM157 222H158V221H157ZM160 222H161V221H160ZM160 222H158V223H160ZM163 222H161V223H163ZM170 222H171V221H170ZM177 222H178V221H177ZM181 222H182V221H181ZM204 222H205V221H204ZM225 222H226V221H225ZM225 222H224V223H225ZM227 222H228V221H227ZM13 223H14V222H13ZM19 223H20V222L18 221V225H19ZM22 223H23V222H22ZM39 223H40V222H39ZM75 223H76V222H75ZM128 223H129V222H128ZM141 223H143V222H141ZM152 223H153V222H152ZM158 223H157V224H158ZM184 223H185V222H184ZM192 223H193V221H192ZM202 223H203V222H202ZM220 223H221V222H220ZM20 224H21V223H20ZM76 224H77V223H76ZM76 224H75V225H76ZM82 224H83V222H82ZM121 224H123V223H121ZM137 224H138V223H137ZM139 224H140V223H139ZM145 224H146V222H145ZM157 224H156V225H157ZM164 224H165V223H164ZM164 224H163L162 226H164ZM167 224H168V223H167ZM171 224H172V223H171ZM171 224H170V225H171ZM177 224H179V222H178ZM180 224H181V223H180ZM188 224L190 225V223L187 222V225H188ZM24 225H25V224H24ZM31 225H32V224H31ZM38 225H39V224H38ZM40 225H41V224H40ZM73 225H74V224H73ZM116 225H119V224H116ZM128 225H129V224H128ZM153 225H154V223H153ZM156 225H155L154 227H156ZM168 225H169V224H168ZM193 225H194V224H193ZM16 226H17V225H16ZM19 226H20V225H19ZM19 226H18V227H19ZM22 226H23V225H22ZM119 226H120V225H119ZM121 226H122V225H121ZM133 226H134V223H133ZM137 226H138V225H137ZM140 226H141V225H140ZM157 226H159V224H158ZM162 226H161V227H162ZM204 226H205V225H204ZM217 226H219V225H217ZM13 227H15V226H13ZM24 227H25V226H24ZM24 227H21V228L19 227V228L22 229V228H24ZM66 227L69 228L68 226H66ZM74 227H75V226H74ZM77 227H78V226H77ZM123 227H124V225H123ZM148 227H150V226H148ZM161 227H160V228H161ZM170 227H173V226L166 227V225H165V228H168V229H169ZM177 227H178V226L176 225L175 228H177ZM191 227H192V226H191ZM199 227H200V226H199ZM29 228H31V227H29ZM33 228H34V223H33ZM35 228H37V226H35ZM63 228L65 229V227H63ZM70 228H71V227H70ZM131 228H132V227H131ZM138 228H139V226H138ZM141 228H142V227H141ZM180 228H181V227H180ZM197 228H198V227H197ZM219 228H221V227H219ZM20 229H19V231H20ZM79 229H80V228H79ZM87 229H89V228H87ZM117 229H118V228H117ZM134 229H135V228H134ZM158 229H159V228H158ZM183 229H185L184 226H183ZM194 229H195V228H194ZM199 229H200V228H199ZM210 229H211V228H210ZM214 229H215V227H214ZM24 230H25V228H24ZM30 230H32V228L29 229V230H27V231L29 232ZM84 230H86V228H85ZM84 230H83V231H84ZM123 230H124V228H123ZM126 230H128V227H127ZM140 230H142V229H140ZM169 230H170V229H169ZM185 230H187V228H186ZM196 230H197V229H196ZM202 230H203V229H202ZM218 230H219V229H218ZM253 230H254V228H253ZM33 231H34V230H33ZM33 231L31 232V233H32V236L35 234ZM36 231H38V230H36ZM62 231L64 232V230H62ZM62 231H61V232H62ZM65 231H66V229H65ZM78 231H79V230H78ZM137 231H138V230H137ZM163 231H164V229H163ZM167 231H168V230H167ZM170 231H171V230H170ZM182 231H183V230H182ZM190 231H191V229H190ZM192 231H193V229H192ZM24 232H26V231H24ZM38 232H39V231H38ZM59 232H60V231H59ZM87 232H88V231H87ZM87 232H86V233H87ZM121 232H122V231H121ZM134 232H135V231H134ZM165 232H166V230H165ZM174 232H175V230H174ZM178 232H179V231H178ZM195 232H196V231H195ZM202 232H203V231H202ZM64 233H66V232H64ZM72 233H73V232H72ZM122 233H123V232H122ZM126 233H127V231H126ZM162 233H163V232H162ZM166 233H167V232H166ZM175 233H176V232H175ZM203 233H204V232H203ZM208 233H209V232H208ZM22 234L24 235L23 232H22ZM25 234H27V233H25ZM39 234H40V233H39ZM39 234H38V235H39ZM51 234H52V233H51ZM67 234H68V233H67ZM77 234H78V233H77ZM88 234H89V233H88ZM138 234H141V233L138 232ZM184 234H187V233L184 232ZM193 234H194V233H193ZM197 234H198V232H197ZM209 234H210V233H209ZM28 235H30V233H28ZM36 235H37V234H36ZM112 235H113V233H112ZM115 235H116V234H115ZM163 235H164V234H163ZM194 235H195V234H194ZM212 235H213V234H212ZM216 235H217V234H216ZM120 236H121V234H120ZM120 236H119V237H120ZM124 236H125V232H124ZM131 236L133 237V233H132ZM140 236H147V232H146V235H143V234H142V235H140ZM165 236H167V235H164V237H165ZM168 236H169V235H168ZM9 237H10V236H9ZM12 237H13V235H12ZM26 237H27V236H24V238H26ZM68 237H70V235H68ZM68 237H67V238H68ZM112 237H115V236H112ZM117 237H118V236H117ZM126 237H127V236H126ZM128 237H129V236H128ZM164 237H162V238L164 239ZM178 237H179V236H178ZM195 237H196V236H195ZM203 237H204V236H203ZM205 237H206V236H205ZM207 237H208V236H207ZM214 237H215V235H214ZM216 237H217V236H216ZM28 238H29V237H28ZM34 238H35V237H34ZM140 238H141V237H140ZM142 238L144 239V237H142ZM142 238H141V240H143ZM188 238H189V237H188ZM196 238H197V237H196ZM199 238H200V237H199ZM229 238H230V237H229ZM245 238H247V237H245ZM6 239H9V238H6ZM6 239L4 238V240H6ZM70 239H72V237H71ZM122 239H123V238H122ZM176 239H177V238H176ZM189 239H191V238H189ZM192 239H193V238H192ZM209 239H210V238H209ZM24 240H25V239H24ZM26 240H27V239H26ZM129 240H130V239H129ZM132 240H133V238H132ZM132 240H131V241H132ZM145 240H146V239H144L143 241H145ZM185 240L187 241V239H185ZM195 240L197 241V239H195ZM206 240H207V239H205V241H206ZM250 240H251V239H250ZM250 240H248V242H250ZM254 240H255V239H254ZM40 241H41V239H40ZM40 241H39L38 243H40ZM68 241H70L69 238H68ZM134 241H135V240H134ZM138 241H139V240H138ZM148 241H149V240H148ZM233 241H234V240H233ZM245 241H246V240H245ZM31 242H33V240H32ZM31 242H30V243H31ZM65 242H67V241H65ZM80 242H81V241H80ZM120 242H121V241H120ZM158 242L160 243L159 239H158ZM166 242H167V241H166ZM182 242H183V241H182ZM187 242H188V241H187ZM201 242H202V241H201ZM246 242H247V241H246ZM254 242H256V241H254ZM4 243H5V242H4ZM25 243L27 244V242H25ZM25 243H24V244H25ZM30 243H29V244H30ZM34 243H35V242H34ZM60 243H62V242H60ZM78 243H79V242H78ZM81 243H82V242H81ZM137 243H138V245H139V242H137ZM137 243H136V244H137ZM140 243H141V241H140ZM162 243H163V241H162ZM178 243L180 244V242H178ZM189 243H192V242H188V244H189ZM198 243H200V242H198ZM218 243H219V242H218ZM237 243H238V242H237ZM263 243H264V240H263ZM12 244H14V243H12ZM24 244H20V245L23 247ZM169 244H170V243H169ZM179 244H177V245L179 246ZM195 244H196V243H195ZM201 244L209 245V244H207V243H201ZM214 244H216V243H214ZM214 244H213V245H214ZM221 244H222V243H221ZM251 244H252V242H251ZM261 244H262V243H261ZM5 245H6V244H5ZM10 245H11V244H10ZM59 245H61V244H59ZM64 245H65V244H64ZM128 245H129V243H128ZM157 245H158V244H156V246H157ZM183 245H184V244H182V246H183ZM185 245H186V244H185ZM189 245H190V244H189ZM198 245H199V244H198ZM235 245H236V244H235ZM246 245H247V244H246ZM249 245H250V244H249ZM256 245H257V244H256ZM3 246H4V245H3ZM11 246H13V245H11ZM14 246H15V244H14ZM14 246H13V247H14ZM21 246H20V247H21ZM26 246H27V245H26ZM75 246H76V245H75ZM78 246H79V245H78ZM132 246H133V245H132ZM159 246H160V244H159ZM252 246H253V245H252ZM252 246H251V248H252ZM258 246L260 247L259 243H258ZM6 247H8V246H6ZM13 247H12V248H13ZM16 247H19V244H18V246H16ZM16 247H15V248H16ZM60 247H61V246H59V248H60ZM66 247H68L67 244H66ZM66 247H64V248L62 247V249H65ZM137 247H138V246H137ZM162 247H163V245H162ZM184 247H186V246H184ZM188 247H189V246H188ZM188 247H187V248H188ZM190 247H191L192 249L195 248V247L193 248L191 245H190ZM243 247H244V246H243ZM243 247H242V248H243ZM249 247H250V246H249ZM253 247L256 248L255 245H254ZM59 248L57 249V252H59V251L62 250V249L59 250ZM76 248H78V247L76 246ZM79 248H80V247H79ZM122 248H124V247H122ZM134 248H135V245H134ZM147 248H148V247H147ZM163 248L165 249L166 247H163ZM167 248H168V247H167ZM187 248H185V250H186ZM191 248H190V249H191ZM199 248H200V247H199ZM199 248H197L196 252L199 250ZM203 248H204V247H203ZM203 248H202V249H203ZM217 248H218V246H216V249H217ZM234 248H235V247H234ZM236 248H237V247H236ZM246 248H247V246H246ZM246 248H245V249H246ZM261 248H263V247H261ZM0 249H1V248H0ZM19 249H20V248H19ZM19 249L17 248V250H14V251H20V252H22L21 250H23V249H21V250H19ZM32 249H33V248H32ZM36 249H37V248H36ZM132 249H133V247H132ZM178 249H179V248H178ZM178 249H177V250H178ZM183 249H184V248H181V256H182V251H183ZM188 249H189V248H188ZM190 249H189V250H190ZM214 249H215V248H214ZM218 249H219V248H218ZM247 249H248V248H247ZM252 249H253V248H252ZM2 250H3V249H2ZM8 250H9V249H8ZM30 250H31V248H30ZM37 250H38V249H37ZM37 250H36V252H39V251H37ZM58 250H59V251H58ZM134 250H135V249H134ZM160 250H161V249H160ZM165 250H166V249H165ZM189 250H188V253L190 252ZM203 250H204V249H203ZM203 250H202V251H203ZM232 250H234V249H232ZM240 250H241V249H240ZM240 250H239V251H240ZM243 250H244V249H243ZM249 250H250V249H249ZM10 251H12V250H10ZM23 251H24V250H23ZM25 251H26V248H25ZM74 251H75V247H74ZM74 251H71V252H74ZM178 251H179V250H178ZM192 251H193V250H192ZM237 251H238V249H237ZM262 251H263V250H262ZM5 252H6V251H5ZM29 252H30V251H29ZM57 252H56L55 254H57ZM214 252H215V251H214ZM214 252H213V253H214ZM217 252L219 253V251H217ZM220 252H221V251H220ZM242 252H244V251H242ZM250 252H251V251H250ZM11 253L13 254V251H12ZM33 253H34V252H33ZM162 253H163V252H162ZM166 253H167V252H166ZM192 253H193V252H192ZM197 253H199V252H197ZM197 253H196V254H197ZM202 253H203V255H204V252H202ZM231 253H232V252H231ZM240 253H241V252H240ZM240 253H239V254H240ZM251 253H252V252H251ZM5 254H6V253H5ZM5 254H4V255H5ZM12 254H9V255L12 256ZM18 254H20V253L18 252ZM72 254H73V253H72ZM153 254H154V253H153ZM153 254H152V255H153ZM170 254H171V253H170ZM170 254H169V255H170ZM184 254H185V253H184ZM214 254H215V253H214ZM232 254H233V253H232ZM244 254H245V253H244ZM4 255H3V256H4ZM6 255H8V254H6ZM14 255H15V254H14ZM50 255H51V254H50ZM57 255H58V254H57ZM131 255H132V254H131ZM159 255H160V253H159ZM159 255H158V256H159ZM161 255H162V254H161ZM174 255H176V254H174ZM193 255H194V253H193ZM193 255H192V256H193ZM199 255H200V254H199ZM201 255H202V254H201ZM248 255H249V257H250V254H248ZM251 255H252V254H251ZM255 255H256V253H255ZM0 256H2V253H0ZM11 256H10V259H11ZM15 256H17V255H15ZM22 256H23V252H22ZM154 256L156 257L155 254H154ZM194 256H195V255H194ZM205 256H206V255H205ZM245 256H246V255H245ZM253 256H254V255H253ZM259 256H260V254H259ZM263 256H264V254H263ZM20 257H21V254H20ZM57 257H58V256H57ZM57 257H56V258H57ZM148 257H152V258H154L153 256H148ZM234 257H235V256H234ZM241 257H242V256H241ZM260 257H261V256H260ZM3 258H4V257H3ZM16 258H17V257H16ZM98 258H99V257H98ZM174 258H175V257H174ZM174 258H173V259H174ZM182 258H183V257H182ZM192 258H193V257H191V259H192ZM207 258H208V256H206V259H207ZM214 258H215V257H214ZM219 258H221V257H219ZM232 258H233V257H232ZM256 258H257V257H256ZM256 258H255V259H256ZM5 259H6V258H5ZM57 259H58V258H57ZM110 259H111V258H110ZM134 259H135V258H134ZM134 259H132V261H133ZM143 259H144V258H143ZM145 259H147V258L145 257ZM145 259H144V260H145ZM148 259H149V258H148ZM170 259H171V258H170ZM173 259H172V260H173ZM179 259H180V261H181V258H179ZM198 259L200 260L201 258H198ZM223 259H224V258H223ZM230 259H231V257H230ZM251 259L253 260L254 258H251ZM258 259H259V258H258ZM263 259H264V257H263ZM263 259H261V260H263ZM11 260H12V259H11ZM16 260H19V258H17ZM16 260H15V261H16ZM21 260H22V259H21ZM55 260H56V259H55ZM65 260H66V259H65ZM153 260H155V259H153ZM183 260H184V258H183ZM193 260H194V259H193ZM226 260H227V259H226ZM1 261H2V260H1ZM19 261H20V260H19ZM56 261H57V260H56ZM56 261H55L54 263H56ZM102 261H103V260H102ZM109 261H110V260H109ZM109 261H108V262H109ZM148 261H149V260H148ZM159 261H161V259H160V260L158 259V263H159ZM170 261H171V260H170ZM194 261H195V260H194ZM230 261H231V260H230ZM230 261H229V262H230ZM243 261H245V260H243ZM253 261H254V260H253ZM6 262H8V260H7ZM52 262H53V261H52ZM106 262H107V261H106ZM108 262H107V263H108ZM129 262H130V261H129ZM129 262H128V263H129ZM186 262H187V261H186ZM188 262H192V260H191V261H188ZM196 262H197V261H196ZM196 262H195V263H196ZM207 262L209 263V259L206 261V263H207ZM229 262H227V263H229ZM240 262H241V261H240ZM246 262L248 263L247 260H246ZM257 262H258V261H257ZM263 262H264V261H263ZM107 263H106V264H107ZM126 263H127V262H126ZM128 263H127V264H128ZM135 263H136V262H135ZM137 263H138V262H137ZM145 263H147V262H145ZM171 263H172V261H171ZM183 263H184V262H183ZM258 263H259V262H258ZM260 263H261V262H260ZM4 264H5V261H4ZM15 264H16V263H15ZM60 264H61V263H60ZM62 264H66V263L64 262V263H62ZM100 264H101V263H100ZM110 264H111V263H110ZM173 264H174V263H173ZM179 264H180V262H179ZM185 264H186V263H185ZM189 264H190V263H189ZM229 264H230V263H229ZM263 264H264V263H263Z\"/></svg>",
  "mask_w": 264,
  "mask_h": 264
}]
</instances>
